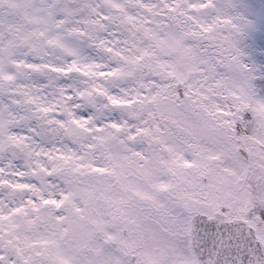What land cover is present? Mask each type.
Instances as JSON below:
<instances>
[{
  "label": "snow or ice",
  "instance_id": "snow-or-ice-1",
  "mask_svg": "<svg viewBox=\"0 0 264 264\" xmlns=\"http://www.w3.org/2000/svg\"><path fill=\"white\" fill-rule=\"evenodd\" d=\"M261 21L0 0V264H264Z\"/></svg>",
  "mask_w": 264,
  "mask_h": 264
},
{
  "label": "rangeland",
  "instance_id": "rangeland-1",
  "mask_svg": "<svg viewBox=\"0 0 264 264\" xmlns=\"http://www.w3.org/2000/svg\"><path fill=\"white\" fill-rule=\"evenodd\" d=\"M245 2L246 6L254 10L255 12L259 13L260 10L264 9V0H258V3L256 4V0H240ZM247 45H254V51L256 52V55L259 56L261 52V45H264V21H261L258 24L257 30L252 38H250L247 41Z\"/></svg>",
  "mask_w": 264,
  "mask_h": 264
},
{
  "label": "flooded vegetation",
  "instance_id": "flooded-vegetation-1",
  "mask_svg": "<svg viewBox=\"0 0 264 264\" xmlns=\"http://www.w3.org/2000/svg\"><path fill=\"white\" fill-rule=\"evenodd\" d=\"M238 3H241V4H243V5H246L245 2L240 1V0H238ZM255 3L257 4V3H258V0H256Z\"/></svg>",
  "mask_w": 264,
  "mask_h": 264
}]
</instances>
